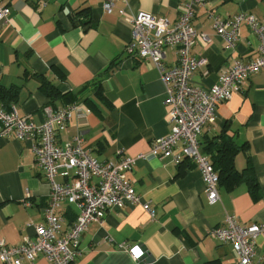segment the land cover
<instances>
[{"label": "crops", "instance_id": "0c3cea01", "mask_svg": "<svg viewBox=\"0 0 264 264\" xmlns=\"http://www.w3.org/2000/svg\"><path fill=\"white\" fill-rule=\"evenodd\" d=\"M102 1L0 0L9 7L7 20L0 21V87L15 91L7 105L0 97V106L7 111L14 107L20 116L39 123L47 105L56 109L81 103L86 112L73 114L57 133V144L80 134L83 146L99 161L143 155L136 158L129 178L140 203L147 202L154 215L140 204L108 209L101 221L91 222L82 233L76 264H237L231 246L209 236L208 230L222 225L226 214L242 224L264 221V69L251 74L240 91L217 105L215 122L205 125L198 136L200 150L223 134L232 139L241 146L233 158L235 168L249 164L254 178L253 184L245 181L233 187L219 183L218 200L209 202L201 172L190 158L183 156L175 163L172 156L150 153L152 141L170 130L165 87L150 60L124 51L131 37L126 17L144 11L173 22L186 0H128L122 15L118 12L122 2L116 1L107 13ZM82 7L91 10L94 25L73 24L71 12ZM240 12L263 20L264 0H207L196 8L193 25L210 41L191 50L206 60L194 71L193 84L207 89L221 67L257 54L259 39L248 25L239 26L234 47L227 46L213 28L214 15L226 18ZM164 50L163 61L171 65L174 51ZM39 75L60 95L75 100L46 97L39 89ZM97 76L102 96L92 90ZM31 145V140L0 136V239L7 244L33 238V224L44 222L50 186L35 164ZM204 154L210 159L209 152ZM56 180L65 181L60 176ZM56 212L64 230L79 208L63 202ZM134 245L144 251L138 261L129 253ZM255 249V261L264 264V235L256 238ZM21 264L52 263L39 254Z\"/></svg>", "mask_w": 264, "mask_h": 264}, {"label": "built area", "instance_id": "2783aa9c", "mask_svg": "<svg viewBox=\"0 0 264 264\" xmlns=\"http://www.w3.org/2000/svg\"><path fill=\"white\" fill-rule=\"evenodd\" d=\"M122 2L119 14H125L128 0H103L105 12H112L115 2ZM207 0H186L179 8L176 19L157 17L140 11L126 17L131 27V37L124 51L128 56L150 60L159 73L165 87L166 117L169 132L154 139L150 153L157 157L172 156L179 163L183 156L191 159L200 170L209 202L218 200V173L209 157L202 153L198 136L205 125L215 122L217 105L240 91L248 77L264 69V19L253 14L237 13L222 18L214 15L213 28L229 47L239 40L241 24L248 25L259 39L257 54L249 61L234 59L218 71L217 80L204 89L191 82L194 71L206 62L196 58L191 50L197 43L207 44L209 36L193 25L196 8ZM9 7L0 2V21L7 20ZM174 51L171 65L163 61L165 48ZM81 103H72L56 109L43 108L44 119L35 123L29 116H20L12 107L0 106V136L13 135L19 140H31L35 164L41 168L50 186L48 204L43 210L44 222L33 224V238L24 237L18 244H7L0 239V262L21 264L43 254L52 264H76L80 255L79 241L82 233L93 221H101L105 212L122 208L126 204H140L151 216L152 207L140 203V196L131 185L129 174L138 156H120L115 160L99 161L83 146V138L75 134L62 145L57 144V133L64 130L73 114H84ZM65 179L59 183L56 177ZM75 203L79 212L66 229H62V217L56 212L61 203ZM217 241L229 244L237 264H258L255 261L256 238L264 235V221L239 223L234 215L226 214L224 223L208 230ZM135 260L144 256L139 245L129 246Z\"/></svg>", "mask_w": 264, "mask_h": 264}, {"label": "trees", "instance_id": "16d2710c", "mask_svg": "<svg viewBox=\"0 0 264 264\" xmlns=\"http://www.w3.org/2000/svg\"><path fill=\"white\" fill-rule=\"evenodd\" d=\"M91 10L87 7L79 8L70 14V18L74 25H94V20L91 16ZM39 78V89L40 91L52 101L57 97L62 96L68 98L73 102L75 100L74 96L68 94L60 95L59 91L56 90L53 84L47 79L38 76ZM101 77L97 76L92 82V90L99 96H102L100 89ZM90 84V83H89ZM0 97L3 99L4 105H7L10 98L14 95V88H3L0 87ZM216 139H212L208 145H206L201 151L203 153H210V162L213 168L218 173V184L225 183L229 187H233L239 183L249 181L254 183V178L251 175V166L249 164L245 165L242 170H237L233 163V158L235 154L241 149V146L236 145L232 139L226 135L219 136V140L215 142ZM212 145V147H211Z\"/></svg>", "mask_w": 264, "mask_h": 264}]
</instances>
